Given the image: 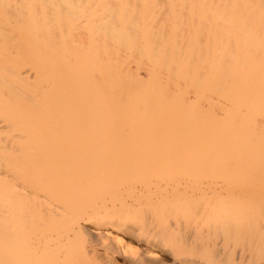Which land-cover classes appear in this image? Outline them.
Listing matches in <instances>:
<instances>
[{
  "label": "bare ground",
  "instance_id": "6f19581e",
  "mask_svg": "<svg viewBox=\"0 0 264 264\" xmlns=\"http://www.w3.org/2000/svg\"><path fill=\"white\" fill-rule=\"evenodd\" d=\"M0 264H264V0H0Z\"/></svg>",
  "mask_w": 264,
  "mask_h": 264
}]
</instances>
